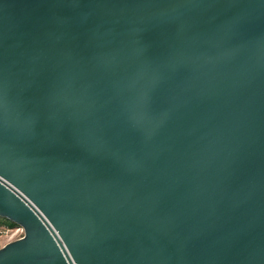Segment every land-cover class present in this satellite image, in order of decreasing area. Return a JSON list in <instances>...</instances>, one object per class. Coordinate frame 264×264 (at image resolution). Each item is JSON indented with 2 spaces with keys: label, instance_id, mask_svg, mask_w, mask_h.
<instances>
[{
  "label": "water",
  "instance_id": "obj_1",
  "mask_svg": "<svg viewBox=\"0 0 264 264\" xmlns=\"http://www.w3.org/2000/svg\"><path fill=\"white\" fill-rule=\"evenodd\" d=\"M0 264H264V0H0Z\"/></svg>",
  "mask_w": 264,
  "mask_h": 264
},
{
  "label": "rangeland",
  "instance_id": "obj_2",
  "mask_svg": "<svg viewBox=\"0 0 264 264\" xmlns=\"http://www.w3.org/2000/svg\"><path fill=\"white\" fill-rule=\"evenodd\" d=\"M23 234V230L19 225H9L7 221L0 219V246L5 242L19 237Z\"/></svg>",
  "mask_w": 264,
  "mask_h": 264
},
{
  "label": "trees",
  "instance_id": "obj_3",
  "mask_svg": "<svg viewBox=\"0 0 264 264\" xmlns=\"http://www.w3.org/2000/svg\"><path fill=\"white\" fill-rule=\"evenodd\" d=\"M0 219L7 221V223H8L9 225H14V224H15L13 221H11V220H9V219H7V218H5V217L0 216Z\"/></svg>",
  "mask_w": 264,
  "mask_h": 264
}]
</instances>
